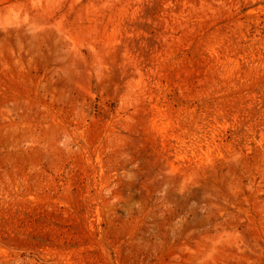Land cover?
<instances>
[{
	"label": "rangeland",
	"instance_id": "1",
	"mask_svg": "<svg viewBox=\"0 0 264 264\" xmlns=\"http://www.w3.org/2000/svg\"><path fill=\"white\" fill-rule=\"evenodd\" d=\"M0 264H264V0H0Z\"/></svg>",
	"mask_w": 264,
	"mask_h": 264
}]
</instances>
